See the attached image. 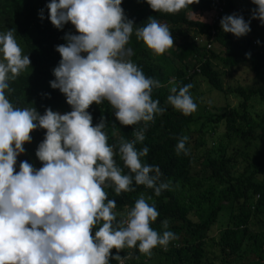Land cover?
Here are the masks:
<instances>
[{"label":"clouds","instance_id":"clouds-1","mask_svg":"<svg viewBox=\"0 0 264 264\" xmlns=\"http://www.w3.org/2000/svg\"><path fill=\"white\" fill-rule=\"evenodd\" d=\"M17 1L0 0V7L6 4L9 8ZM146 2L155 12L177 13L193 0ZM252 3L256 7L247 21L237 13L223 16V32L239 38L251 31L252 19L264 25V0ZM121 4L122 0H51L46 5L54 27L62 29L71 22L78 33H66L67 43L56 46L61 60L50 81L51 88L59 89L72 108L65 114L47 108L41 115L34 107L20 108L10 102L6 94L13 91L9 81H15L31 61L22 54L15 29L0 33V264H109L110 258L124 264L126 257L119 255L122 249L138 246L150 256L154 247H166L176 238L167 230V219L162 222V234L151 227L159 213L143 194L114 225L116 202L105 191L111 188L119 196L134 191L135 182L159 196L171 186V182H160L158 166L142 163L148 147L138 150L135 146L144 141L149 122L166 109L152 98L160 82L146 77L129 59L133 50L126 45L134 21L125 16ZM43 12L39 11L41 19ZM196 33L194 41L205 45L198 41L204 33ZM135 35L157 55L174 45L169 27L153 17L136 27ZM192 87L174 84L167 103L184 115L191 114L197 109L189 91ZM104 101L121 125L143 122V127L134 129L133 140L121 137L119 141L120 159L128 174L117 166L113 146L107 142L105 117L93 126L87 111L93 103ZM38 128L46 130L36 150L42 167L22 161L17 172V156L25 152L23 145L31 142L30 133ZM187 140V136L178 139L177 154H188ZM113 248L117 250L114 256Z\"/></svg>","mask_w":264,"mask_h":264},{"label":"trees","instance_id":"trees-1","mask_svg":"<svg viewBox=\"0 0 264 264\" xmlns=\"http://www.w3.org/2000/svg\"><path fill=\"white\" fill-rule=\"evenodd\" d=\"M50 2L18 0L9 8L6 4L0 7V33L15 29L14 36L22 54L28 55L31 61L15 81H9L13 91L6 93L7 97L14 106L34 107L41 115L47 108L60 114L72 110L66 96L59 89L51 88L50 81L55 79L53 69L61 60L56 46L67 43L66 33H78L71 22L62 29L52 25L46 7ZM213 6L210 0H193L177 13H164L153 11L146 0H122L125 16L134 21V31L126 45L133 50L129 59L146 77L160 82L162 86L153 89L152 98L166 109L163 114L155 115L154 122H149L144 141L135 146L138 150L148 147L142 163L158 166L160 182H171V186L159 196L153 189L135 182L134 191L119 196L111 188L105 191L108 199L116 202L114 225L143 194L159 213L151 227L162 234L165 231L162 222L167 219V230L176 237L166 247H154L150 256L141 253L138 246L122 249L119 255L126 257L124 264H264V25L252 19L251 31L239 38L223 32L220 25L223 16L237 13L247 21L256 7L234 0H225L220 18L214 24L206 23L201 16L189 15L203 7L211 11ZM41 9L43 19L39 16ZM149 17L169 27L176 40L173 49L154 55L137 39L135 28L147 23ZM211 27L216 30L212 40L214 48L192 39V32L205 34ZM170 52L172 55L167 57ZM212 59L229 71L247 63L253 72L254 84L224 89ZM198 77L205 79L210 89L238 94L241 99L236 106L208 104L200 114L189 115L167 103L174 84H193ZM87 111L93 117V126L101 122V116L105 117L107 142L113 146L117 166L128 174L120 159L119 141L121 137L133 140L134 129L143 127V122L121 125L107 101L93 103ZM45 133L41 128L30 133L31 142L25 143V152L17 156L14 166L17 172L22 161L37 169L42 167L36 150ZM183 136L188 137L187 155L176 152L178 139ZM98 227L92 229L93 236ZM111 251L113 256L117 254L115 248ZM109 264L117 261L110 258Z\"/></svg>","mask_w":264,"mask_h":264},{"label":"rangeland","instance_id":"rangeland-1","mask_svg":"<svg viewBox=\"0 0 264 264\" xmlns=\"http://www.w3.org/2000/svg\"><path fill=\"white\" fill-rule=\"evenodd\" d=\"M234 1L238 4L254 5L252 3V0ZM206 5L207 4H203V6ZM189 15L195 18H199V16H201L202 19L209 20L210 16H212V13L210 14V11H207L206 7H203L197 11L190 12ZM191 37L196 41L198 33L192 32ZM175 42L176 40H174V45L170 47L171 49H173V47L175 46ZM214 45L215 43L211 45V48H214ZM153 54L155 55L154 52ZM171 55L172 52H170L167 57H170ZM211 61L214 69L219 70L224 89L227 88L228 90L229 88H233L236 86H251L254 84L253 72L251 71L247 63L240 64L239 67L235 69V71H229L224 69L220 62L216 59H212ZM192 85L193 87L189 91L194 102L197 104V109L194 111L195 114H200L203 111L202 107L207 106L208 104L214 105L216 107L225 106L226 104L236 106L241 99L240 95L238 94H234L231 92H218L214 89H210L208 86V82L201 77L195 79ZM251 153H253V151H251Z\"/></svg>","mask_w":264,"mask_h":264},{"label":"built area","instance_id":"built-area-1","mask_svg":"<svg viewBox=\"0 0 264 264\" xmlns=\"http://www.w3.org/2000/svg\"><path fill=\"white\" fill-rule=\"evenodd\" d=\"M211 1L213 2L214 6L213 9L211 10L212 16L210 17L209 22L210 24H214L220 18L219 14L224 9L225 0H211ZM215 32H216L215 27H211L206 34L199 35L198 41L205 44L207 48H211V45H213L212 40L214 38Z\"/></svg>","mask_w":264,"mask_h":264}]
</instances>
